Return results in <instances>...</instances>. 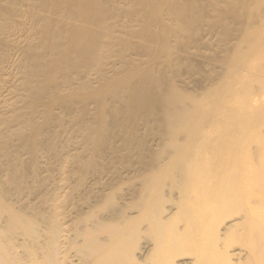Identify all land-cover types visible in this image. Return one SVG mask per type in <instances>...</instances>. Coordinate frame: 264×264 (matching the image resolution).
I'll return each mask as SVG.
<instances>
[{"label":"bare ground","instance_id":"6f19581e","mask_svg":"<svg viewBox=\"0 0 264 264\" xmlns=\"http://www.w3.org/2000/svg\"><path fill=\"white\" fill-rule=\"evenodd\" d=\"M13 1L26 0H0V264H173L174 253L163 255L160 247L167 239L179 243L180 236L175 215L164 218L162 190L169 185L178 191L173 209H182L190 195L207 198V187L218 193L212 182L223 188L219 201L242 206L251 222L245 230L256 239L249 263L264 264L258 258L264 254V215H254L264 210V189L252 188L257 179L264 185V131L252 132L253 124L264 126V62L255 64L264 61V0H242L243 12L227 5L243 19L239 40L248 48L233 45L216 62L227 75L243 77L230 82L217 75L193 95L171 72L182 66L181 57L188 60L174 34L197 40L191 0H124L126 9L117 0H29L39 12H26L21 33L12 37ZM221 1L212 0L220 17ZM121 15L128 20L122 23ZM221 22L215 26L223 29ZM12 38L20 93L5 86L12 77ZM142 50L150 58L143 60ZM106 51H115L117 62L109 63ZM54 108H62L61 115ZM69 124L78 128L73 136L82 139L80 153L54 142L51 128L67 131ZM116 138L135 155L136 172L126 179L108 172L102 182L98 161L105 152L118 154L111 142ZM150 138H157L154 149ZM12 139L22 146L12 147ZM49 156L57 165L47 172L61 176L60 184L54 175L40 176L39 159ZM210 170L215 175L209 177ZM89 178L92 188L73 201ZM141 232L153 247L145 256L136 247ZM209 234L215 248V233ZM190 248L194 264L216 259L204 254L202 244Z\"/></svg>","mask_w":264,"mask_h":264},{"label":"rangeland","instance_id":"374dc122","mask_svg":"<svg viewBox=\"0 0 264 264\" xmlns=\"http://www.w3.org/2000/svg\"><path fill=\"white\" fill-rule=\"evenodd\" d=\"M117 1L120 6H123L124 9L127 8L128 5H124V0ZM241 1L242 0H222L219 4L221 5L220 8L224 10V12L220 17V13L217 15L215 9H213L214 3L212 2V0H191V2L193 3V8L189 9V11L190 13H192L194 17L193 19L197 21H195V23L198 31H196L194 34V36H197V40H194V38H191L188 34H183L180 32L174 34L181 37V41L184 47V50L181 53L185 55L188 60L186 61L181 57V61L183 63L182 66H177L171 69V72L177 74L178 76L177 85H182V88L185 92H187V94H201L204 89L208 88L217 81V78H219L217 75L223 76V73L224 76L221 77V80L226 77L230 82H234L235 80L241 79L243 77V73L235 76L227 75L225 72V66L221 63L216 62L217 60L224 59L225 56H227L229 49L233 48V45L243 50H247L248 48V44L244 39L239 40V33L242 26L241 22L243 21V19H239L237 17L235 9L238 12H243V6L240 4ZM232 3L234 4L235 9L227 8V5ZM26 12L36 14L39 11L34 9L33 3H31L29 0H26L19 5H17L14 1L12 2V37L13 35H18L21 33L22 25L19 23V21L24 20V22H27V16L25 15ZM164 14H166V12H164ZM122 15L124 16V14ZM122 15L121 21L123 23L124 21L128 20V18H125ZM221 21L225 22V24H223ZM218 22H221L224 25L223 29L222 26H215V24H218ZM172 25L174 26V22H172ZM112 35L116 36L117 33L115 34L113 32ZM146 43L147 42H145L144 45ZM171 44H173V42H171ZM262 48L263 46H257V50H259L260 52L261 50H263ZM118 50L119 54L124 53L123 50ZM115 53V51L104 52L106 60L111 64L117 62ZM197 53L201 54L197 56ZM140 55L143 60L146 58H150L148 57L150 55L146 54V50H142ZM17 61L18 58L17 54L15 53V46L13 44L12 38V77L10 76L11 78L9 77L8 80L5 81V86L7 88L12 86V93H20V91H18L19 87L17 86L20 82V76L18 71L16 70ZM263 62V60H260L256 61L255 64H262ZM191 66H193V68H191ZM194 69L196 70L193 71ZM169 74L170 73H168L167 75ZM248 80L249 79H246L244 80V82ZM253 84H255V82ZM15 98L16 95L12 94V102L15 101ZM261 106H264V100ZM62 110V108H54L52 113H54V115H61ZM89 112H93V106H89ZM262 113L263 112H261V114ZM237 116L240 117L239 112L237 113ZM87 117L88 116H86V119ZM89 118L91 119V116H89ZM40 122L41 120H38V123ZM69 126H71L73 129ZM56 127L57 125L55 127H52L51 130L54 131V142H56L57 148L61 149L62 145H66V147L69 145L72 148L74 147V149H72L73 152L78 151V153H80V147L83 144L82 139L78 140L73 136V133L78 132V128L76 129L75 126L69 124L66 128L67 131H61ZM108 127L111 128V126ZM262 131H264V126L261 127L260 124H253L252 132L259 134ZM119 132H121V134L123 133V127L120 128ZM12 141V147L18 148L22 146V143L20 141H17L15 139H12ZM111 142L119 151L116 156H113V158L109 153L105 152L104 154H106V156L103 154V159H100L98 161L99 167L97 169L102 171L104 170L105 173L102 177V182H104L109 177L105 176L108 175V172L117 171L119 173L118 176L124 179L131 177L136 172V167H134V162H136L135 155H133L132 153H128L127 151L122 149L121 144L119 143V140L117 138L112 139ZM156 142L157 138H150L148 140V146L154 149V145ZM23 159L24 162H28L30 160L28 155L23 156ZM254 159L256 162H262L261 156L257 154L254 155ZM39 161H42L41 164L44 166V168L40 171V176L45 178L50 177L51 180V177L54 175L52 177L54 183L60 184L61 182H59V178H61V176L57 174H51L50 176V174L47 172L48 169H52V167L57 165V160L49 156V158L43 160L39 159ZM214 167L216 169L215 163ZM238 170L239 172L237 174L239 175H241V173H245V170L243 169L241 163V159L239 160ZM215 173V170H210L207 172L209 177L215 175ZM92 183L93 181L89 178L85 183V187L79 191L80 195H76L73 201H77L79 197L83 195V193H85L86 189H91ZM223 183L226 182L224 181ZM212 184L214 185V188L218 190V193L214 190L211 193L213 188L207 187V189L205 190L208 196L207 198L201 192L199 194L190 195L185 201L181 202L182 209H180L179 207L177 209H173V203L177 204L180 193H178V191H172L169 185L163 188L162 195H165L163 202V207H165L164 218L169 215H175L176 219L174 221V227L176 233L180 236V240L178 239L177 241H179V243H175L177 244L175 245L172 240L170 241L169 239H167L168 242H166V244L164 243V245L162 244V248L160 247V250H162V254L166 255L168 252L169 254L171 252L174 253V258L172 260L173 264H194L195 260L190 254L195 251V248H190V246L202 244L203 247L206 248V252L204 254H206L210 258L216 257V259H212L213 261L208 264H253V262L249 263L254 256L250 254V251L248 249L251 247H255L256 239H254L252 235H249L250 233L247 234V230H249L250 228L245 230L246 224L248 225V227H251V222H246V219L243 218L241 212L242 206L240 204H233L232 202L222 203L221 201H219L218 199L222 195L221 190L223 188H219L218 185H216V182H212L209 185ZM94 188L96 189V187ZM252 188L264 189L263 182L259 179L255 180ZM123 192L125 193L126 191L123 190ZM123 203L129 204L130 197L127 196L126 200ZM256 214L264 215V210L256 209L254 211V215ZM131 215L135 218L136 216H138L136 213H132ZM261 223L264 226V216L262 217ZM210 231L215 233V239L217 242V246H215V248L213 246H210V244L213 243L209 234ZM185 235H188L189 238H187ZM149 240V237L145 233L141 232V234L138 236V239L136 240V247L137 249H139V254L145 256L150 250H152V243ZM158 252L160 254L159 250ZM262 253H264V245L262 246ZM258 258H264V254L262 257ZM261 262L262 261L260 260L257 263Z\"/></svg>","mask_w":264,"mask_h":264}]
</instances>
